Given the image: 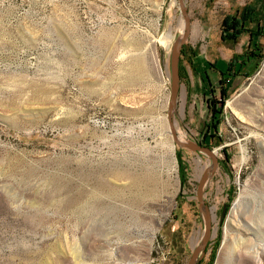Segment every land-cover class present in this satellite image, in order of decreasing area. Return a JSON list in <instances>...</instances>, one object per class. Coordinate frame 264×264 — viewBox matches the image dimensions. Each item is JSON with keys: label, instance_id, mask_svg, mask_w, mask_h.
<instances>
[{"label": "rangeland", "instance_id": "obj_1", "mask_svg": "<svg viewBox=\"0 0 264 264\" xmlns=\"http://www.w3.org/2000/svg\"><path fill=\"white\" fill-rule=\"evenodd\" d=\"M186 6L173 120L218 160L203 194L218 232L198 264H217L226 240L222 264H244L240 243L264 245V0ZM252 7L247 32L226 38ZM184 25L178 0H0V264H188L213 160L179 147L168 120ZM240 199L244 231L229 224Z\"/></svg>", "mask_w": 264, "mask_h": 264}, {"label": "water", "instance_id": "obj_2", "mask_svg": "<svg viewBox=\"0 0 264 264\" xmlns=\"http://www.w3.org/2000/svg\"><path fill=\"white\" fill-rule=\"evenodd\" d=\"M178 4L181 10L182 17L184 19V30L183 34L177 38V40L173 44L172 52H171V95L168 104V120L170 123L171 132L174 138L175 143L181 147L189 149L193 152H204L209 155L213 160V165L209 168L203 177L200 179L199 187L197 191L198 201H199V208L200 213L203 215L205 221V231L201 240V243L194 249L191 259L189 260L188 264H198L200 260H202L206 255V249L208 243L211 239L212 235V214L211 210L206 206L203 200V194L205 190V186L212 177V175L217 170L218 160L215 154L207 147L201 146L200 144L194 142H184L179 140L177 131L174 125V113L176 111L177 103L179 96L181 94V76H180V61L182 56V51L184 45L188 41L190 34H191V17L189 15L188 8L186 6V0H178Z\"/></svg>", "mask_w": 264, "mask_h": 264}, {"label": "bare ground", "instance_id": "obj_3", "mask_svg": "<svg viewBox=\"0 0 264 264\" xmlns=\"http://www.w3.org/2000/svg\"><path fill=\"white\" fill-rule=\"evenodd\" d=\"M184 29V28H183ZM174 32L173 29L170 28L167 32V34L165 35L162 44L165 45V47H169L171 45V43L174 40ZM158 68L160 69L159 63L158 61H156ZM161 72V69H160ZM229 107H232V103L229 104ZM175 125V129H179L178 123L177 121L174 122ZM177 131V130H176ZM179 140L183 141V138L179 135L178 136ZM169 152L171 153L172 156H174L175 153V146L173 145V143H170L169 146ZM206 165L203 166V171H206ZM141 185L146 186L147 187V194L148 195H153L154 192L157 191V189L159 188V181L156 180L155 178H153L152 176H143L141 178L134 177V179L132 180V186L133 187H141ZM168 201L172 202L173 199L168 197L167 198ZM240 203H241V199L239 201H237L235 203V206L231 212V214L229 215L230 219L229 220V224H234L236 226V228L244 231L242 228L246 227L239 219V217H241L240 215ZM216 211H217V207H214L211 210V214H212V219L213 222H216ZM248 222V221H247ZM264 222V221H263ZM236 223V224H235ZM256 225V223H254ZM259 226L261 229H264V223H260ZM249 231V229H247V231H245L246 233ZM218 232V230L213 231V234L215 235ZM229 237H227L228 239ZM229 241V240H228ZM228 241L226 240V242L223 244V247L221 249V253H220V257L219 260L217 262V264H222L223 260L225 259V254H226V250H227V245H228ZM195 241L194 247L197 245V242ZM251 246V245H250ZM250 246L247 245V242H243L240 243V245L236 248L235 250V254L233 255V259L236 263H244V264H264V245L263 246H258L260 247L258 250L256 249V245H254L253 248H251ZM254 249V251L252 250Z\"/></svg>", "mask_w": 264, "mask_h": 264}, {"label": "trees", "instance_id": "obj_4", "mask_svg": "<svg viewBox=\"0 0 264 264\" xmlns=\"http://www.w3.org/2000/svg\"><path fill=\"white\" fill-rule=\"evenodd\" d=\"M257 13V10L252 8H248V9H244L242 11V14L240 15V19H232L230 20H226L224 22L225 25V30L226 32H228L229 30H234L233 34L231 35H226L228 39L230 40H237V38L243 33V32H247L246 26L248 21H252L254 19L255 14ZM264 31V29H258L255 33L256 37H260L262 35H260L259 32ZM182 55H184V49L182 51Z\"/></svg>", "mask_w": 264, "mask_h": 264}]
</instances>
